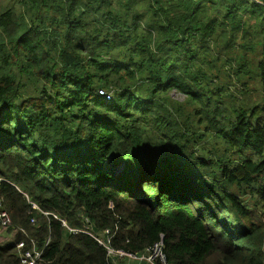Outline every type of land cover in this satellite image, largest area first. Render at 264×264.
Segmentation results:
<instances>
[{
	"label": "trees",
	"instance_id": "16d2710c",
	"mask_svg": "<svg viewBox=\"0 0 264 264\" xmlns=\"http://www.w3.org/2000/svg\"><path fill=\"white\" fill-rule=\"evenodd\" d=\"M0 213V264L31 240L112 264L106 230L168 264H264V6L0 0Z\"/></svg>",
	"mask_w": 264,
	"mask_h": 264
},
{
	"label": "built area",
	"instance_id": "2783aa9c",
	"mask_svg": "<svg viewBox=\"0 0 264 264\" xmlns=\"http://www.w3.org/2000/svg\"><path fill=\"white\" fill-rule=\"evenodd\" d=\"M254 1L262 6H264V3L260 0H251ZM101 96H105L107 101H112V98L110 95H108L105 91H100ZM11 223L10 217L7 213H1L0 214V225L7 226ZM73 234L79 233V231L71 230ZM84 234H88L93 236L90 232L85 231ZM105 237L107 238V244L103 242V239L95 237V239L98 241V243L102 246H104L107 249L109 257L111 259L118 258V259H130L132 261L138 262L139 264H168L167 258L164 252V242L163 239H161L158 243H156L152 248H150L147 252L140 254V255H130L127 253H124L122 251H115L110 248V235L111 232L109 230H106ZM49 242V241H48ZM47 242V244H48ZM19 249L24 248V243H20L18 245ZM43 253L44 251H40L37 249V244L35 241H32V250L28 252L22 253V264H44L43 260Z\"/></svg>",
	"mask_w": 264,
	"mask_h": 264
},
{
	"label": "bare ground",
	"instance_id": "6f19581e",
	"mask_svg": "<svg viewBox=\"0 0 264 264\" xmlns=\"http://www.w3.org/2000/svg\"><path fill=\"white\" fill-rule=\"evenodd\" d=\"M107 93V92H106ZM108 94V93H107ZM108 95H110V94H108ZM101 96V95H100ZM111 96V98H112V101H113V97H112V95H110ZM101 97H103L105 100H106V102H109V101H107V99H106V97L105 96H101ZM112 101H110V102H112ZM1 214V213H0ZM32 241H35V240H31L30 241V247L28 248V249H26V245H25V243L24 242H22V243H24V248L23 249H19L18 248V250H19V252H20V261L22 260V253L23 252H28V251H31L32 250ZM49 242H50V240H48ZM47 241V242H48ZM36 242V241H35ZM47 242L45 243V246L43 247V248H39V244L36 242V244H37V249H39L40 251H45V249H46V247L48 246V244H49V242H48V244H47ZM43 255H44V253H43ZM21 264H22V262H21Z\"/></svg>",
	"mask_w": 264,
	"mask_h": 264
},
{
	"label": "rangeland",
	"instance_id": "374dc122",
	"mask_svg": "<svg viewBox=\"0 0 264 264\" xmlns=\"http://www.w3.org/2000/svg\"><path fill=\"white\" fill-rule=\"evenodd\" d=\"M127 259V258H126ZM123 260H125V259H123ZM129 261H126L124 264H139L138 262H135V261H132V260H130V259H128ZM122 261V260H121ZM121 261H117V260H115V258L114 259H112V264H122V262Z\"/></svg>",
	"mask_w": 264,
	"mask_h": 264
},
{
	"label": "crops",
	"instance_id": "0c3cea01",
	"mask_svg": "<svg viewBox=\"0 0 264 264\" xmlns=\"http://www.w3.org/2000/svg\"><path fill=\"white\" fill-rule=\"evenodd\" d=\"M126 259V258H125Z\"/></svg>",
	"mask_w": 264,
	"mask_h": 264
}]
</instances>
